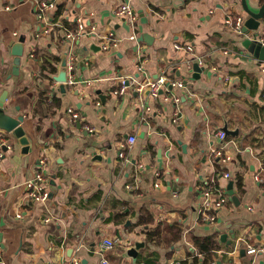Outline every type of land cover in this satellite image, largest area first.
Wrapping results in <instances>:
<instances>
[{"label": "crops", "instance_id": "1", "mask_svg": "<svg viewBox=\"0 0 264 264\" xmlns=\"http://www.w3.org/2000/svg\"><path fill=\"white\" fill-rule=\"evenodd\" d=\"M39 1L0 0V97L24 115L29 139L25 151L0 128V264H264V60L243 44L264 18L239 33L225 21H246L242 0H47L56 6L43 18ZM246 1L253 11L264 2ZM122 3L133 21L117 14ZM79 19L86 31L63 43L64 22L76 29ZM21 37L15 74L11 42ZM106 38L116 43L104 49ZM63 53L75 79L65 90L54 78ZM161 76L156 96L120 92L121 77ZM37 172L45 200L29 195ZM211 185L229 199L206 222ZM107 237L117 243L102 251Z\"/></svg>", "mask_w": 264, "mask_h": 264}, {"label": "built area", "instance_id": "2", "mask_svg": "<svg viewBox=\"0 0 264 264\" xmlns=\"http://www.w3.org/2000/svg\"><path fill=\"white\" fill-rule=\"evenodd\" d=\"M56 6V3L54 1H47V0H41L39 1L38 5V15L39 17L43 18L45 16L46 10L54 8ZM117 14L120 16H127L130 18L131 21H133L136 16L132 10V7L128 3H122L118 10ZM227 24L231 25L235 31L241 33L243 26H244V18L242 16H236L234 18L228 17L225 21ZM95 27L92 26L90 32L94 31ZM84 31H86V26L85 23L82 19H79L77 22V28L76 29H66L64 35L62 36L63 38L61 41L63 43H66L67 41H74L77 37H79ZM130 38H136L135 35H131ZM256 39L260 41L264 45V31L259 34ZM115 40L111 38H106L103 40L102 46L104 49H107L111 47L112 44H115ZM177 47H181V45L176 44ZM186 48L188 50H192L191 45H187ZM193 58L187 59L185 61V65L187 67H191L193 63ZM199 62H203L202 57L198 58ZM198 62V63H199ZM70 68H72V65L70 64ZM139 68H142V64L139 65ZM179 68H181L179 66ZM132 79V78H131ZM126 77H121V86H120V92L124 93L129 87H132L135 91H137L140 95L146 90L149 89L150 93L154 96L158 95L160 88L162 85L165 83V77L161 76L157 79H149L148 77L139 81L136 83L135 80H131ZM75 83V79L73 77H68L67 81L64 84H73ZM177 84L179 86H182V82L178 81ZM52 93H50V96ZM51 98V97H50ZM69 113L71 117L74 120H82L84 117L80 113H78L76 110L73 108L69 109ZM219 137L221 139L226 137L225 131H219L218 133ZM136 141V136L135 135H130L127 139L126 142V147H131ZM3 153H0V156H2ZM121 157L125 156V152L120 153ZM223 176L230 177L229 173H224ZM44 180L43 173L42 172H37L35 180L30 181L28 183V190H29V195L33 200H45L48 197L47 191L43 188L42 182ZM229 199V196L225 189H219L216 187L214 189L213 185L207 187L203 193V201H202V206H201V214L203 217V220L206 222H214L217 219V214L218 212L225 206ZM117 243V240L112 239V238H104L101 242L100 249L102 251H106L109 249H113ZM248 253L250 254H255L257 253V249L253 247L248 248ZM106 262V259H104ZM46 264H51V263H46ZM61 264H78V261H67ZM214 264V262L210 263Z\"/></svg>", "mask_w": 264, "mask_h": 264}, {"label": "water", "instance_id": "3", "mask_svg": "<svg viewBox=\"0 0 264 264\" xmlns=\"http://www.w3.org/2000/svg\"><path fill=\"white\" fill-rule=\"evenodd\" d=\"M243 1L244 10L247 13L246 21L244 22V26L242 31L244 33H247L249 30H258L261 24V20L264 18V2L259 7L258 11H253L249 8V5L247 4L246 0ZM258 35V32H257ZM144 38H147V33L143 34ZM24 44L25 39L21 37L18 41H12L11 45L13 48V55L15 56L14 64L15 69L13 70V73L18 74V68L21 64V59L24 53ZM244 46L255 56L259 57L260 59L264 60V45L258 41L256 38H246L243 42ZM60 69L58 71V74L55 75V80H57L61 84V88L65 90L64 83L67 81L68 78V55L67 53H63L61 57V64ZM194 69L196 71H200L201 69L199 67V63H194ZM202 70H204V67H202ZM7 91L3 93V95L0 97V128L9 132L13 133L21 142V144L24 145V150L29 149V139L27 138L25 134V130L22 126V122L24 121V115H18L17 117H13L10 115L6 108H5V101L7 99ZM223 131L225 133H230L231 131L228 130V128L223 127ZM233 182L231 181L228 185L229 193L232 196V199L234 201H237L238 198L234 194L232 190ZM144 246V242H136L135 247L131 248L129 250V253L133 256H137V250L140 247Z\"/></svg>", "mask_w": 264, "mask_h": 264}, {"label": "trees", "instance_id": "4", "mask_svg": "<svg viewBox=\"0 0 264 264\" xmlns=\"http://www.w3.org/2000/svg\"><path fill=\"white\" fill-rule=\"evenodd\" d=\"M262 1H264V0H262ZM64 7H65V6H64L63 4L58 5L57 15L63 11ZM57 15H56V16H57ZM64 24H65L67 27H69V29H75V28H73V27H75V26H71L67 21H65ZM62 38H63V37H61V39H62ZM57 58H59V56H57ZM239 182L241 183V179H239ZM240 185H241V184H240ZM211 245H212V244H211ZM211 260H213V255H212V254H208V257L205 259V263H209V261H211Z\"/></svg>", "mask_w": 264, "mask_h": 264}]
</instances>
